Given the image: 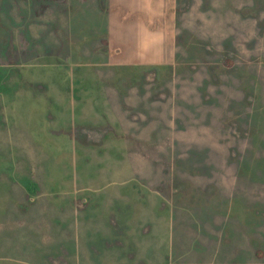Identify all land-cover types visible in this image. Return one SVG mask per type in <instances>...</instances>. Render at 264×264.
<instances>
[{
    "label": "rangeland",
    "instance_id": "rangeland-1",
    "mask_svg": "<svg viewBox=\"0 0 264 264\" xmlns=\"http://www.w3.org/2000/svg\"><path fill=\"white\" fill-rule=\"evenodd\" d=\"M0 70V264H264V0H0Z\"/></svg>",
    "mask_w": 264,
    "mask_h": 264
},
{
    "label": "trees",
    "instance_id": "trees-1",
    "mask_svg": "<svg viewBox=\"0 0 264 264\" xmlns=\"http://www.w3.org/2000/svg\"><path fill=\"white\" fill-rule=\"evenodd\" d=\"M6 80H7L6 74L0 70V91L1 92L6 91L8 89L6 85ZM23 184L26 186L29 192H32V193L35 192L37 184L34 181H32L29 178H26L23 181Z\"/></svg>",
    "mask_w": 264,
    "mask_h": 264
}]
</instances>
